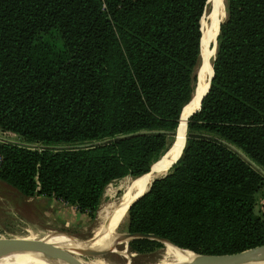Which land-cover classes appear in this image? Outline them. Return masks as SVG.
<instances>
[{
  "label": "trees",
  "instance_id": "obj_1",
  "mask_svg": "<svg viewBox=\"0 0 264 264\" xmlns=\"http://www.w3.org/2000/svg\"><path fill=\"white\" fill-rule=\"evenodd\" d=\"M206 4L0 0V131L18 138L0 143V184L92 217L110 181L148 173L191 100ZM224 9L181 154L126 213L127 231L198 254L264 244V0Z\"/></svg>",
  "mask_w": 264,
  "mask_h": 264
},
{
  "label": "rangeland",
  "instance_id": "obj_2",
  "mask_svg": "<svg viewBox=\"0 0 264 264\" xmlns=\"http://www.w3.org/2000/svg\"><path fill=\"white\" fill-rule=\"evenodd\" d=\"M214 11L215 6L212 0L207 1L200 20L201 30L206 23L215 20L216 15H214ZM209 47L214 48L212 44H209ZM214 54L211 59V64ZM196 69L194 71L196 80V82L194 81V87L195 85L197 87L199 77L196 73ZM188 105L189 104L186 105V108ZM17 139V136L11 133L0 131V143L7 140L16 141ZM171 139L172 137L170 136L169 140L171 141ZM32 146L36 147V145ZM137 178L126 175L110 181L105 190L103 189L98 206L92 217L77 213L73 207L57 201L54 203L50 202L49 204H43L42 202H39L40 204L32 202L28 203L27 201H30V199L23 200L17 198L5 185L0 184V240H30L33 238L34 240L37 239L38 241L44 242L47 237L53 235V233L65 234L82 241L89 240L95 236V230L98 228L97 216L101 207L120 198V196L124 193L123 189L125 182H128L131 186L135 183ZM262 192H264V182L258 187V190L253 195V212L264 221L263 215L255 208L257 205L255 202L256 198L259 193L261 194ZM118 225L119 227L117 229V233L127 231V216H125V219L122 220V222H119ZM116 246L115 252L110 250L107 253L102 254V257L107 259L110 264H180L182 262V258L180 256L176 258L173 256L171 253L172 250L168 246L160 242L156 243L152 240L141 242L128 241L119 243ZM83 251L84 250L68 249L62 252L68 257L77 256L81 257L83 260H87L92 257L93 254L86 255ZM45 259L46 258H44L42 262ZM46 260L51 262L50 260L60 259L49 256Z\"/></svg>",
  "mask_w": 264,
  "mask_h": 264
},
{
  "label": "bare ground",
  "instance_id": "obj_3",
  "mask_svg": "<svg viewBox=\"0 0 264 264\" xmlns=\"http://www.w3.org/2000/svg\"><path fill=\"white\" fill-rule=\"evenodd\" d=\"M212 2L215 6L214 15H216V17L215 20L206 23L202 27V38L200 43L201 58L196 69V73L199 75L196 91H194L196 93L195 95H192L191 100L188 102L189 105L180 115L178 133L176 135L177 139L174 147H172L167 153H163L159 160L151 165L149 172L137 178L134 184L130 186L128 182H125L123 189L124 193L120 196V198L101 207L97 216L98 228L96 230L94 229L95 236L93 238L82 241L65 234L53 233V235L47 237L46 241H44L46 244L53 246L63 252L68 249L84 250L85 248H110L113 252L116 251L115 246L119 243H113L112 239L117 234V229L119 227L118 223L125 219V209L127 205L134 198L143 193L154 178L166 173L172 166L173 160L179 154L183 145L182 139L185 135L188 115L191 111L197 109L200 97L208 86V80L212 74L211 59L215 50L214 48H210L209 44L214 46L216 33L218 31V23L224 15V0H212ZM30 240L34 239L31 238ZM165 245L172 250L171 253L175 258L178 256L182 258L181 263L191 262L197 257L196 253L188 249H178L169 244ZM49 256L55 257L48 252L40 250L12 251L0 255V264H69L62 260H50L51 262H48L46 259L47 257L49 258ZM44 258L46 259L42 262ZM69 258L78 264H110L107 259L99 254H93L92 257L87 260H83L81 257L77 256ZM230 264H264V261H238Z\"/></svg>",
  "mask_w": 264,
  "mask_h": 264
},
{
  "label": "water",
  "instance_id": "obj_4",
  "mask_svg": "<svg viewBox=\"0 0 264 264\" xmlns=\"http://www.w3.org/2000/svg\"><path fill=\"white\" fill-rule=\"evenodd\" d=\"M224 17H225V12H224L223 18L218 23V27H219V24L224 19ZM216 35H217V33H216ZM215 47H216V43L214 44V49H215ZM211 76H212V74H211ZM211 76L209 77L208 81H210ZM208 87H209V82H208V86H207L206 90L204 91V93L200 97L197 109L191 111L190 114L188 115V117L199 109L200 101H201L202 97L206 94V92L208 90ZM194 91H196V85L194 87ZM194 91L192 92L191 95H195L196 92H194ZM179 117H180V114H179ZM177 133H178V125L176 126V128H175V130H174V132L172 134L171 141L169 142L167 148L165 149V151L163 153H167L172 147H174V145L176 144V139H177L176 135H177ZM182 141H183V145H182V147L180 149L179 154L173 160L172 165L177 161V159L179 158V156L181 154V151H182L184 143H185V135H184ZM165 174L166 173L162 174L161 176H164ZM161 176H159V177H161ZM159 177H157V178H159ZM154 179H156V178H154ZM151 182H150V184H151ZM149 185H148L147 189L149 188ZM147 189L145 191H147ZM143 193L138 195L136 198H134L127 205V207L125 209L126 213H127V210L129 208V206L138 197H140ZM134 239L154 240V241L160 242L162 244L165 243V244H169V245H171V246H173L175 248L182 249V248H179V247L175 246L174 244L169 242L167 239H164V238H162V237H160L158 235L152 234V233L129 232V231L120 232V233H117L113 237L112 242L113 243H123V242H128V241H131V240H134ZM19 250H40V251H45V252H48V253L54 255L56 258H58V259H60V260H62L64 262H67L69 264H78V263L72 261L66 254H64L59 249H57V248H55L53 246H50V245L46 244L43 241H38V240H20V239L0 240V255L6 254V253H9V252H12V251H19ZM110 250H111L110 248H105V249L85 248L83 252L86 255H91V254L102 255V254L107 253ZM238 261H249V262L264 261V244H261V245H258V246H255V247H252V248H249V249H245V250H242V251H239V252L230 253V254H197L196 259L192 260L191 262H186V263H181V264H230V263H235V262H238Z\"/></svg>",
  "mask_w": 264,
  "mask_h": 264
},
{
  "label": "crops",
  "instance_id": "obj_5",
  "mask_svg": "<svg viewBox=\"0 0 264 264\" xmlns=\"http://www.w3.org/2000/svg\"><path fill=\"white\" fill-rule=\"evenodd\" d=\"M6 133H10V132H6ZM12 134V133H11ZM14 135V134H13ZM256 206L255 208L260 212V214L263 215L264 217V192H262L261 194L259 193L258 197L256 198Z\"/></svg>",
  "mask_w": 264,
  "mask_h": 264
},
{
  "label": "built area",
  "instance_id": "obj_6",
  "mask_svg": "<svg viewBox=\"0 0 264 264\" xmlns=\"http://www.w3.org/2000/svg\"><path fill=\"white\" fill-rule=\"evenodd\" d=\"M8 141V140H7Z\"/></svg>",
  "mask_w": 264,
  "mask_h": 264
}]
</instances>
